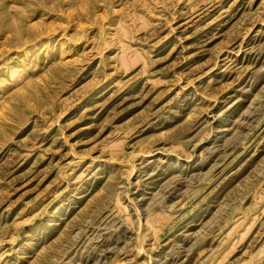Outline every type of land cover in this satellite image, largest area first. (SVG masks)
<instances>
[{"label": "rangeland", "instance_id": "1", "mask_svg": "<svg viewBox=\"0 0 264 264\" xmlns=\"http://www.w3.org/2000/svg\"><path fill=\"white\" fill-rule=\"evenodd\" d=\"M0 264H264V0H0Z\"/></svg>", "mask_w": 264, "mask_h": 264}]
</instances>
